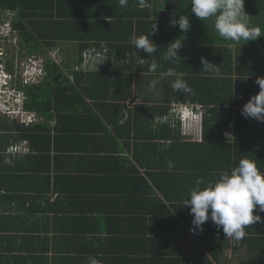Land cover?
Masks as SVG:
<instances>
[{"label":"trees","instance_id":"1","mask_svg":"<svg viewBox=\"0 0 264 264\" xmlns=\"http://www.w3.org/2000/svg\"><path fill=\"white\" fill-rule=\"evenodd\" d=\"M138 5H141L139 1L128 7H120L117 1L111 3L105 14L91 17L89 22L94 30L81 29L82 34L73 32L74 27L65 24L72 23L71 18L59 16L64 19L59 23L62 26L59 30L52 12H44L39 18L24 7L16 12L2 9L3 22L0 20V31L3 26H10L8 38L0 36V60L5 61L0 66V195L20 202L40 201L39 195L50 189L51 181L58 191V185L63 186L62 179L69 177L59 176L51 169L50 161L65 159L70 164L71 156H66V152H72L73 147H66L68 140L95 139L90 142L94 150L88 152L97 157L78 169L84 173L76 178V189L84 196L90 195L82 208L86 217L94 212L99 220H105V212L113 217L111 233L121 235L111 241L113 246L124 236L127 239L123 242L134 241L132 234L137 226H144L141 215L153 212L142 209L144 202L140 209H125L128 203L138 201L125 199L129 190L139 194V201L144 200L141 195L150 196L152 191L155 197L150 200L154 203L160 193L187 197L197 178L203 179V188L243 158L254 161L264 173V123L241 115L243 106L260 90L255 83L257 77H264V36L229 48L230 42L215 31H205L195 25L191 0H155L153 7L147 9H139ZM130 9L125 17L123 13ZM245 11L250 24L264 31V0H245ZM173 15L188 16L190 30L181 32L178 26H170ZM154 24L158 30L152 36ZM140 35L156 47L152 57L130 43L132 37ZM176 39L183 41L181 58L164 61L166 47ZM58 41H78L79 60L65 65L53 59L49 51L57 49L54 47ZM92 42L96 44V51L91 49ZM202 57L218 66V75L204 73ZM153 61L159 65L155 72L149 70ZM98 68L103 71H97ZM169 68L183 74L181 78L193 89L192 94L173 93L169 84L174 77L161 79L155 88L151 87V82L159 79V73ZM136 83L138 93L132 99ZM121 89L125 100L145 101L143 110H136L141 125L118 124V132L127 136L134 126L131 142L120 140L123 137L113 133L106 136L112 121L100 108L108 105L114 91ZM73 119L96 122L98 128L77 126L78 122L66 123ZM24 142L27 144L20 146ZM9 148L15 153L28 154L13 157L7 154ZM9 157L14 160L13 164L7 163ZM169 161L174 164L171 172L167 170ZM44 163L47 165L43 171L32 177V170ZM57 171L66 172L68 168H57ZM114 179L119 184L116 193L112 190ZM134 185L140 186V190ZM254 215L261 219L245 228L242 242L261 246L263 257L256 259L264 261V212L257 207ZM189 217L192 221L193 216ZM182 218L187 221V216L178 219ZM216 229L210 220L203 225L206 233ZM217 231L222 232L224 240L222 229ZM126 255L129 253L115 251L112 258L124 261ZM103 260L102 264H106Z\"/></svg>","mask_w":264,"mask_h":264},{"label":"crops","instance_id":"2","mask_svg":"<svg viewBox=\"0 0 264 264\" xmlns=\"http://www.w3.org/2000/svg\"><path fill=\"white\" fill-rule=\"evenodd\" d=\"M116 1L118 3V0H0V20L3 22L2 9L16 12L24 7L35 12L39 18L44 15V12H52V16H55V25L59 30L62 27L59 26L60 21L64 22V19L59 17L62 16L73 20L69 24L65 22L66 25L74 27L73 32L81 29L88 32L94 30L89 21L97 18L101 13L105 14L106 7ZM138 1L141 3L138 5L139 9H147L153 7L155 0H128L126 7L131 6L133 2L137 4ZM130 11L131 9L123 13L126 14L125 17ZM194 18L196 26L205 31H215L214 22L204 21L202 23L196 16ZM84 19L86 22H79ZM177 28L179 29V27ZM179 31L181 30L179 29ZM78 44V41H58L54 47L57 49L49 51V53L53 59H57V62L73 65L79 60ZM90 44L91 49L96 51V44L94 42ZM65 48H71L75 52L71 54L66 52ZM98 69L97 71L101 70ZM155 74L153 73V76ZM205 77L209 78L210 75ZM132 93V99H134L138 93V83L134 85ZM118 94L121 96H117ZM124 96L126 95L123 89L116 93L114 91L112 98L107 101L108 105H100V108L105 111V114L106 112L109 114L112 121L108 124L110 132L106 136L113 133L117 137L122 136L123 138L120 140L131 142L135 135L134 126L129 130L127 136V133L118 132V124L129 125L131 123L132 126L137 123L141 125L140 120L137 119L136 110H143L141 107L144 106L145 101L135 98V103H132V99L125 100ZM146 102L148 104L157 103ZM96 109L98 110V108ZM86 119L88 118L86 117ZM74 120H66V123L78 122ZM77 126L98 128L96 122L91 124L82 120L77 123ZM91 141H95V139L74 137L72 140H68L66 147H73L72 152H66V156H71L70 164L64 162L65 159L50 161L51 169L55 170L59 176L69 177L62 179L63 186L58 185V191L54 190L55 182L51 181L50 189L39 195L40 201L20 202L8 200L6 197L3 199L0 195V264H88L89 257H95L100 264H102L103 258V263L106 264H258L257 262L264 264V261L260 260L263 257L261 246L256 247V244L243 243L242 240L236 242L226 239V237L223 240L222 232L217 229L211 233L203 231L194 234L190 231L192 221L189 216L191 214L184 207L183 202L187 198L184 195L164 196L160 193L158 200L154 203V200H150L155 197L152 191L150 196L141 195L144 200L139 201V194L129 190L130 193L125 199L132 198L138 201L128 203L125 209H140L141 203L144 202L145 206H142V209L146 208L153 212L147 216L141 215V224L144 226H137V230L132 234L134 241L130 239L129 242L128 240L123 242L126 238L124 236L121 240L122 243L119 241L116 246H113L111 241L121 237V235L111 233L113 227L110 221L113 217L111 218L110 214L106 212L104 213L105 220H99L95 212L93 215L88 213V217H86L82 208H85L83 203L90 198V195L84 196L83 192L79 193L76 189V178H80L84 173L78 169L87 166L91 159L97 157L88 152L91 149L94 150ZM24 144L27 143H21L20 146H25ZM7 154L15 157L28 154V152L15 153L9 148ZM13 161L12 158H7L8 164H13ZM45 165L47 164L36 166L40 169L34 168L32 177L41 173ZM65 166L68 171H57V168ZM130 176L132 175L130 174ZM29 177H31L30 173ZM116 183L117 181L114 179L113 193H116V185L119 186ZM134 187H138L140 190V186L134 185ZM152 188L154 187L151 186ZM92 190H94V186H92L91 192ZM120 206L123 208L124 203ZM152 206H154V210ZM81 213L84 214V217H81ZM173 215H177L178 218H181L182 215L183 217L187 216V221L183 218L179 220ZM112 216L116 217L117 215L113 214ZM115 251L116 253L128 252L129 255L125 256L124 261H114L112 255Z\"/></svg>","mask_w":264,"mask_h":264},{"label":"clouds","instance_id":"3","mask_svg":"<svg viewBox=\"0 0 264 264\" xmlns=\"http://www.w3.org/2000/svg\"><path fill=\"white\" fill-rule=\"evenodd\" d=\"M118 4L120 7H126L128 0H118ZM191 13L202 21L213 19L216 34L230 42L229 48L241 41L248 43L264 36V31L260 27L250 24L249 15L245 11V0H191ZM170 26H178L181 32H187L191 27L189 17L185 15L178 18L173 15ZM157 30L158 25L154 24L152 36ZM9 35V28L3 26L0 36L6 39ZM130 43L135 49L147 53L149 57L157 51L152 41L144 35L132 37ZM182 46L183 41L180 39L169 43L163 53V60L175 61L180 57L179 51ZM201 63L204 73L219 74L218 66L206 58L202 57ZM158 67L159 65L153 61L149 70L155 72ZM182 76L183 74L177 73L174 68H169L159 73V79L153 80L151 87L155 88L161 79L174 77L169 84L173 93L192 94L193 89L181 78ZM255 83L260 90L243 106L241 115L264 123V77H257ZM173 167L174 164L169 161L167 170L171 172ZM202 184L203 179L197 178L195 186L189 190L183 202L184 207H188L193 216L190 231L194 234L202 233L203 225L210 220L218 230L222 229L226 239L241 241L246 234L245 228L261 219L259 215H254V210L258 207L260 212H264V173L254 161L243 158L230 171L219 173L215 181L207 182L203 188ZM88 264L100 262L95 257H89Z\"/></svg>","mask_w":264,"mask_h":264},{"label":"rangeland","instance_id":"4","mask_svg":"<svg viewBox=\"0 0 264 264\" xmlns=\"http://www.w3.org/2000/svg\"><path fill=\"white\" fill-rule=\"evenodd\" d=\"M65 50H67V52H69V53H71V54H73L75 51H72V49L71 48H65Z\"/></svg>","mask_w":264,"mask_h":264},{"label":"flooded vegetation","instance_id":"5","mask_svg":"<svg viewBox=\"0 0 264 264\" xmlns=\"http://www.w3.org/2000/svg\"><path fill=\"white\" fill-rule=\"evenodd\" d=\"M29 59H31V57H29ZM4 63H5L4 59H1L0 64H2V66H3Z\"/></svg>","mask_w":264,"mask_h":264},{"label":"built area","instance_id":"6","mask_svg":"<svg viewBox=\"0 0 264 264\" xmlns=\"http://www.w3.org/2000/svg\"><path fill=\"white\" fill-rule=\"evenodd\" d=\"M6 26L10 28L9 24H7Z\"/></svg>","mask_w":264,"mask_h":264}]
</instances>
